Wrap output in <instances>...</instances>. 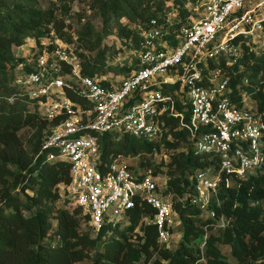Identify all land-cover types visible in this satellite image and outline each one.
<instances>
[{
	"label": "trees",
	"instance_id": "obj_1",
	"mask_svg": "<svg viewBox=\"0 0 264 264\" xmlns=\"http://www.w3.org/2000/svg\"><path fill=\"white\" fill-rule=\"evenodd\" d=\"M74 1L0 0V264L85 260L90 264H264V167L231 185H219L221 204H213L217 216L226 217V224L216 227L213 222L218 219L194 204L191 196L196 172L215 168L218 157L198 151L189 130L174 114L161 119L163 134L157 140L126 131L99 135L102 169L106 170L105 161L115 157L140 156L132 167L152 170L161 195L177 214L170 241L159 244L158 227L152 220L156 210L146 201L115 225L95 230L89 223V214L67 188L70 161L50 159L49 150H42L51 121L41 113L37 97L17 82L20 71L33 69L38 51L60 41L78 55L84 74L109 85L139 67L147 30L160 27L166 38L175 41L180 26L195 12L187 0H81L87 4L81 10L73 9ZM75 18L78 24L71 21ZM111 35L135 52L130 62L113 65L119 48L113 50L107 42ZM28 40L39 48L28 58L17 55L15 47ZM222 65L234 88L244 76L250 77L249 84L241 85L264 113V51L246 53L234 65L223 60ZM112 69L121 77L111 74ZM177 87L176 83L166 85L167 90ZM65 92L74 101L82 99L78 90L66 86ZM189 115L186 111V119ZM157 153H168L167 161L156 162ZM162 164L168 174L164 187L158 175ZM63 196L64 203L58 206ZM178 225L182 226L180 238L173 243ZM220 244L230 246L235 261Z\"/></svg>",
	"mask_w": 264,
	"mask_h": 264
},
{
	"label": "built area",
	"instance_id": "obj_2",
	"mask_svg": "<svg viewBox=\"0 0 264 264\" xmlns=\"http://www.w3.org/2000/svg\"><path fill=\"white\" fill-rule=\"evenodd\" d=\"M187 4L195 13L180 26L177 39L166 38L160 27L147 30L139 67L122 80L104 85L84 74L78 55L60 41L38 51L34 68L17 78L51 121L42 150H49L50 159L70 161L69 194L89 214L95 230L127 220L129 210L145 201L156 210L152 220L160 245L170 241L177 221L150 168L132 167L135 163L122 156L105 161L106 170L100 167L103 133L126 131L157 140L163 134V116H179L197 150L218 157L215 168L196 172L191 196L218 219L216 227L226 224L213 204H221L219 185H231L264 167V113L241 85L249 84L250 77L244 76L234 88L222 65L223 60L234 65L246 53L264 51V0ZM170 83L178 87L167 90ZM66 86L78 90L82 99H71Z\"/></svg>",
	"mask_w": 264,
	"mask_h": 264
},
{
	"label": "rangeland",
	"instance_id": "obj_3",
	"mask_svg": "<svg viewBox=\"0 0 264 264\" xmlns=\"http://www.w3.org/2000/svg\"><path fill=\"white\" fill-rule=\"evenodd\" d=\"M86 1H81V0H75L73 2V9L74 10H81V9H84L86 7ZM171 16L173 17V13H171ZM71 21L75 24H78V20L75 18V19H71ZM48 39L47 38H44V41H47ZM107 42L109 43H112V49H116V48H119L117 50V53L114 55L113 57V60H112V63L113 65H120L121 62H130L132 59H133V55L135 54V52H133L130 48L126 47V46H122L121 45V41L118 40L114 35H111V36H108L106 38ZM121 47V48H120ZM37 48H39L38 46L36 47L35 45V42L33 40H28V42L23 45V46H20V47H15V51L17 53V55L21 56H25L26 58L29 57V55L34 51V50H37ZM111 74H115V75H118L119 77H121L122 74H118L114 69L110 70L109 71ZM23 72L20 71V75H22ZM169 157V154L166 153V154H161V153H157L154 155L153 159L156 161V162H160L162 159H164V161H167ZM128 161H130L131 163H137L141 160L140 156H130V157H127ZM166 166L165 165H161L160 166V169L158 171V175H159V183L162 187H164L167 179H168V174L166 173ZM62 190V188H61ZM63 191V190H62ZM170 199V197H168ZM64 199H65V196H63L60 200L57 201V205L58 206H62L63 203H64ZM176 229H178L177 231L174 232V235H173V243H176L178 242L179 238H180V234H181V229H182V226H176ZM222 250L224 253H226L229 257L230 260L232 261H235V257L230 253V246L229 245H226V244H220ZM90 260H85V261H82L80 262L79 264H90Z\"/></svg>",
	"mask_w": 264,
	"mask_h": 264
}]
</instances>
